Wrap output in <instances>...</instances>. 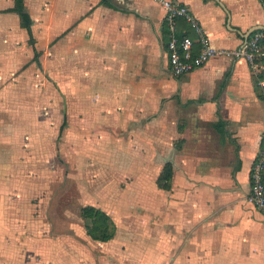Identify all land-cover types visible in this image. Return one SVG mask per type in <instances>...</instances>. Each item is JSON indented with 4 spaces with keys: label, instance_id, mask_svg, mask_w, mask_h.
Returning a JSON list of instances; mask_svg holds the SVG:
<instances>
[{
    "label": "crops",
    "instance_id": "1",
    "mask_svg": "<svg viewBox=\"0 0 264 264\" xmlns=\"http://www.w3.org/2000/svg\"><path fill=\"white\" fill-rule=\"evenodd\" d=\"M24 1L34 44L19 14L5 11L14 0H0V113L12 118L28 99L10 90L20 80L33 85L31 65L54 71L65 102L60 136L66 128L76 150L85 144L107 151L123 167L127 186L109 201L80 205L74 217L61 206L53 211L63 215L57 228L39 216L50 208L24 207L21 218L19 207L35 191L28 171L40 157L34 142L19 147L12 136L2 153L0 137V254L5 244L26 241L27 264H264V212L249 199L264 99L249 64L217 54L185 75L173 74L160 0ZM171 1L189 7L216 49H235L264 26L263 0ZM190 32L200 47V35ZM167 164L170 190L158 185ZM85 205L112 217L111 239L88 234L80 214ZM20 225L26 232L18 239Z\"/></svg>",
    "mask_w": 264,
    "mask_h": 264
},
{
    "label": "rangeland",
    "instance_id": "2",
    "mask_svg": "<svg viewBox=\"0 0 264 264\" xmlns=\"http://www.w3.org/2000/svg\"><path fill=\"white\" fill-rule=\"evenodd\" d=\"M27 71L28 78H33V85L27 87L26 81L20 80L21 84L17 88H12L10 94L12 97L28 99L20 101L21 106L15 107L16 104L12 106L15 107L12 118L7 112L0 113V130L2 128L4 132L0 134L3 143L1 151L7 153L10 149V142H6L9 141L6 139L8 136L18 137L19 147L27 148V144L35 143L37 146L35 154L40 158L34 162V169L33 167L30 169L34 171H28V177L32 175L36 179L35 191L33 196L29 197L28 206H20L19 211L25 210L24 207L28 211L32 207L35 211L36 208L38 210L50 208L52 209L50 213L39 216L45 217L46 223L52 222L54 227L55 222L57 228L59 223L57 217L63 215L53 211L58 212L61 206H65L68 209V214L65 215L74 217L80 205L91 203L94 199L97 202L98 200L109 201L110 199L107 198L116 190L125 189L127 182L122 179L123 167L113 163L107 151L90 149L85 144H80L76 150L74 134L67 133L66 128L60 136L61 114L65 102L63 99L62 102L59 100L60 93L55 72L48 71L42 65L41 67L31 65ZM19 76H21L20 72L15 75V77ZM69 123L70 119L68 125ZM11 129L17 132L16 135L10 134ZM23 151L26 152L24 149ZM72 155L79 164L71 159ZM22 162L26 167V159H22ZM22 199L19 198L20 201ZM27 209L22 213L19 212L18 216L25 217ZM21 227L20 225L19 231H16L20 233L18 239L26 232V224L25 228ZM27 260L26 241L16 243L14 246L10 243L5 244L0 254V264H27ZM35 261L37 263L39 258L36 257Z\"/></svg>",
    "mask_w": 264,
    "mask_h": 264
},
{
    "label": "built area",
    "instance_id": "3",
    "mask_svg": "<svg viewBox=\"0 0 264 264\" xmlns=\"http://www.w3.org/2000/svg\"><path fill=\"white\" fill-rule=\"evenodd\" d=\"M166 9L165 25L168 36L167 51L170 68L175 75H185L194 68L205 64L217 54L231 55L244 59L258 76L264 70V29H255L235 49L214 48L200 23L188 6L171 0H160ZM179 19L185 20L199 35V52L195 53L193 38L185 31H179ZM264 89V81L258 82ZM249 199L255 207L264 212V133L263 144L251 169V190Z\"/></svg>",
    "mask_w": 264,
    "mask_h": 264
},
{
    "label": "trees",
    "instance_id": "4",
    "mask_svg": "<svg viewBox=\"0 0 264 264\" xmlns=\"http://www.w3.org/2000/svg\"><path fill=\"white\" fill-rule=\"evenodd\" d=\"M5 11H15L19 14L20 24L23 28L27 30L29 35V42L31 44H34L35 39L32 34V18L30 15V11L25 4V1L14 0V6L5 9ZM178 26H179V31L182 32L183 30H186L187 31L186 34L192 36L190 32V25L185 20L179 19ZM194 40H195L194 41L195 53L197 54L199 52L198 41L195 38ZM38 56L39 53L36 52V56H35L36 60ZM256 80L257 82H259V80L264 81V70L257 76ZM261 95L262 98L264 99V89H262ZM65 126H66V122L64 121V123L61 126V132L63 131V128ZM217 128L222 135H225L227 133L223 122H220L217 125ZM172 174H173L172 166L170 164H167L164 167L162 174L158 178V185L165 190H170ZM80 214L84 220V224L87 229V232L92 238L101 241H107L115 235L116 224L112 219V217H110V215H108L104 210L93 205H85L80 208Z\"/></svg>",
    "mask_w": 264,
    "mask_h": 264
},
{
    "label": "water",
    "instance_id": "5",
    "mask_svg": "<svg viewBox=\"0 0 264 264\" xmlns=\"http://www.w3.org/2000/svg\"><path fill=\"white\" fill-rule=\"evenodd\" d=\"M255 29H264V26H260V27H256L253 30L249 31V33L247 34L246 38H248L250 36V34L255 30Z\"/></svg>",
    "mask_w": 264,
    "mask_h": 264
}]
</instances>
